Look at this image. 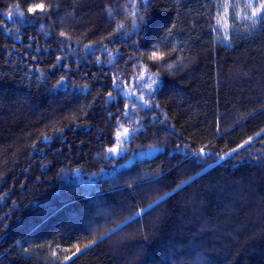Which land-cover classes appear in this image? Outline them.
<instances>
[{
  "label": "trees",
  "instance_id": "obj_1",
  "mask_svg": "<svg viewBox=\"0 0 264 264\" xmlns=\"http://www.w3.org/2000/svg\"><path fill=\"white\" fill-rule=\"evenodd\" d=\"M39 2L0 0V264H264L247 0Z\"/></svg>",
  "mask_w": 264,
  "mask_h": 264
},
{
  "label": "snow or ice",
  "instance_id": "obj_2",
  "mask_svg": "<svg viewBox=\"0 0 264 264\" xmlns=\"http://www.w3.org/2000/svg\"><path fill=\"white\" fill-rule=\"evenodd\" d=\"M143 3L147 4L148 3V0H143ZM227 7L228 5L225 4L224 5V8L227 10ZM245 7L250 9L251 10V13L250 15H247L245 17H243L244 19H248V20H252L253 22V26H255L256 23L260 22V21H264V0H257V2L254 3V0H247L246 4H245ZM50 10V7L49 6H46L45 3L42 2H39V3H35L33 4L29 9H28V12L31 13V14H36L37 12H39L40 14H44L46 13L47 11ZM9 15V18L12 17V13L9 12L8 13ZM20 16H23L24 13L23 12H20L19 13ZM143 16L140 17V20L143 22ZM222 19L223 18H220L218 17L217 18V24L220 25V26H223V27H227L226 23H222ZM172 32H171V29L168 30V35H171ZM61 35H65L64 33H61ZM153 48L156 49V50H153L149 53V59L153 60V61H158V60H162L164 58V53L160 52L159 51V48H158V45H153ZM109 96H111V93H109ZM145 103H147V101H145ZM129 134V130L127 128H124L123 129V132H118L117 133V138L119 139V137L122 135V136H125L127 137ZM259 135V134H258ZM251 139V138H250ZM250 142L249 141H245V144H248ZM241 147H243V145H241ZM108 151L110 153H118L119 151V145H117L116 147H112V148H109ZM232 151H236V149H233ZM201 153L204 152V149L202 148L200 150ZM177 187H180L179 185ZM161 199H163L161 197ZM141 211H143V209H141ZM92 244H95L96 241L93 240L91 241ZM90 245H85L84 247L87 248L89 247ZM81 251V249L77 246L76 247V251L72 253L73 256H75L77 253H79ZM66 259H71V257H66Z\"/></svg>",
  "mask_w": 264,
  "mask_h": 264
},
{
  "label": "water",
  "instance_id": "obj_3",
  "mask_svg": "<svg viewBox=\"0 0 264 264\" xmlns=\"http://www.w3.org/2000/svg\"><path fill=\"white\" fill-rule=\"evenodd\" d=\"M124 94H125V96H128V95H129V92H128V91H126V92H124Z\"/></svg>",
  "mask_w": 264,
  "mask_h": 264
},
{
  "label": "rangeland",
  "instance_id": "obj_4",
  "mask_svg": "<svg viewBox=\"0 0 264 264\" xmlns=\"http://www.w3.org/2000/svg\"><path fill=\"white\" fill-rule=\"evenodd\" d=\"M120 152H121V150H120Z\"/></svg>",
  "mask_w": 264,
  "mask_h": 264
}]
</instances>
